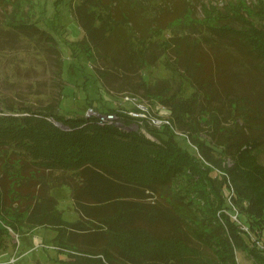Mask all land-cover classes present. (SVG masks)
<instances>
[{
	"label": "trees",
	"instance_id": "trees-1",
	"mask_svg": "<svg viewBox=\"0 0 264 264\" xmlns=\"http://www.w3.org/2000/svg\"><path fill=\"white\" fill-rule=\"evenodd\" d=\"M195 4L80 0L75 18L84 35L74 45L107 63L108 69H96L100 78L120 72L132 93L159 98L162 112L207 162L218 169L223 159L232 162L223 169L234 188L233 204L243 209L250 203L248 234L239 227L244 222L229 214L225 175L181 147L168 126L129 131L98 125L95 118L62 117L57 102L34 107L0 95V242L9 229L64 228L62 245L76 253L70 264H145L174 257V264H237L235 250L264 264L261 249L244 239L264 233V164L258 160L264 152V0L257 6L243 0L201 5V17ZM5 25L45 44L61 71L51 35L12 19ZM158 64L177 88L169 79L155 86L141 79V71ZM183 84L192 89L189 97L180 95ZM96 109L115 112L104 105ZM60 186L70 189L74 221L58 208ZM152 244L163 250L159 257L149 252ZM110 247L118 250L117 259ZM168 248L172 258L165 257ZM184 252L190 261H183Z\"/></svg>",
	"mask_w": 264,
	"mask_h": 264
},
{
	"label": "rangeland",
	"instance_id": "rangeland-1",
	"mask_svg": "<svg viewBox=\"0 0 264 264\" xmlns=\"http://www.w3.org/2000/svg\"><path fill=\"white\" fill-rule=\"evenodd\" d=\"M54 1L11 0L4 3L3 0H0V95L5 98L12 96L14 100L21 102V104L28 101L34 107L57 102V114L67 118L71 116L85 117L88 108H93L99 113H109L106 110L101 112L96 109L104 105L114 109L119 114L123 115L125 113L122 117L124 125L121 126L129 131L136 130L138 127L134 124L137 125V123L132 118H130L131 122L127 121L124 116H131L128 113H136L140 110L138 106L141 101L147 107L148 114L146 118L148 120L151 117L169 118L162 112L159 98L147 97L142 91L132 93L127 84H122L123 76L120 72H114L113 76L106 74L105 78L98 76L96 69L102 70L105 67L108 69L107 63L94 61L91 53L87 57L84 50L85 53L83 54V52H79L77 45H74L75 43L79 45L78 42L82 40L84 35L75 18V11L80 0H60L59 4H55ZM234 1L236 0H196L195 14L199 17L202 16L201 7L203 5L221 7L227 2ZM243 1L249 6L258 5V0ZM10 19L14 22L21 21L38 26L53 37L58 50H60V58L63 61L61 71H58L59 69L54 66L53 58L47 53L45 44H42L39 40L35 41L32 36L17 34L12 27L9 28L5 25ZM140 76L149 85L154 86L162 79H169L171 83L173 82L171 81L170 72L162 64L146 68L140 72ZM138 79L137 75L133 77V81H138ZM177 80L179 81L178 77ZM177 83L173 82L176 88ZM191 93L192 89L189 85L183 84L181 97H189ZM130 94H134V99L137 97V100H126L125 96L133 97ZM142 120L141 124L143 125L141 127L147 132L149 128L159 130L162 128L149 125L147 119ZM55 124L60 125L59 122H55ZM168 127L174 132V139L181 147L192 154H196L197 158L206 166L216 169L222 175L226 174L223 166L231 167L232 162L229 159H223L222 164L220 162L221 169H218L217 163L207 162L200 155V152L196 151L186 132L175 129L173 125L172 128ZM211 154L214 159L219 157L216 151H212ZM258 160L264 164V152L259 154ZM54 175L56 176L57 173ZM225 177L231 192L227 198L232 205V211H229V214L235 221L239 222V217L244 222V225L239 223V227L246 232L251 221L248 215L249 211L246 210L250 203L248 201L244 202L243 209L233 204L231 196L234 193V188L229 177L227 175ZM55 192L58 198V208L62 211L64 217L68 221L76 220L78 214L72 206L70 189L66 186H60L55 189ZM19 230V232H14L9 229L7 235L2 238L0 242V264H70L69 262L75 259L76 253L74 250L62 245L64 244V228L57 232L48 227ZM256 231L260 233L259 230ZM259 236L258 240H256L257 237L252 238L255 239L254 241L249 240L250 236H244V239L247 246L252 247L254 245L264 253V233L259 234ZM136 245L133 244L132 247H139ZM158 246L156 244L150 245L149 252L159 257L163 250L159 249ZM168 250L165 257L172 258L173 251L170 248ZM108 252L115 257L114 259H117L118 250L116 248L110 247ZM181 255L183 261L188 260L185 257L190 256L189 253L186 254L185 252ZM234 255L237 264H253L252 258L244 250H235ZM95 258L90 257V259ZM173 259L178 260L174 257L168 262L149 261L145 264H174ZM122 262L120 260L118 263L122 264Z\"/></svg>",
	"mask_w": 264,
	"mask_h": 264
},
{
	"label": "built area",
	"instance_id": "built-area-1",
	"mask_svg": "<svg viewBox=\"0 0 264 264\" xmlns=\"http://www.w3.org/2000/svg\"><path fill=\"white\" fill-rule=\"evenodd\" d=\"M125 99L126 100H129V99L135 100L134 97H130V96L129 97L125 96ZM138 107L140 110H138V111L135 110L136 113L131 112V113H128L131 116H128V115H126V116L132 118L133 121H136L137 125H135L133 123L134 126L141 128L142 131H145L141 127L143 125V124H141L143 122L142 119H147V122L149 125L160 126V127H163L164 125H166V126H170L172 128L173 124L170 122L169 118L166 119V118H159V117H151L148 120V118H146L147 114H148L147 107L144 105V103L142 101ZM123 115L119 114V113H113V112H109L106 114L99 113L97 110H95L93 108H88L86 110L84 116L86 118H93V119L95 118L97 120L98 125H108V124L123 125V120H122Z\"/></svg>",
	"mask_w": 264,
	"mask_h": 264
}]
</instances>
